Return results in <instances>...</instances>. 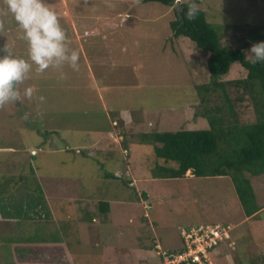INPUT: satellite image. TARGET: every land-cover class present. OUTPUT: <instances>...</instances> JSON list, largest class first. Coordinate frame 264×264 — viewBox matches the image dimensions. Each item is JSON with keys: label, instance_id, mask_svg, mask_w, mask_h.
<instances>
[{"label": "rangeland", "instance_id": "obj_1", "mask_svg": "<svg viewBox=\"0 0 264 264\" xmlns=\"http://www.w3.org/2000/svg\"><path fill=\"white\" fill-rule=\"evenodd\" d=\"M45 2L57 12L69 41L76 37L78 47L81 45V49L86 50L87 63L99 59L102 44L113 45L107 51L115 60L112 58V63L106 60L113 69L102 82H115V86L97 93L93 80L84 77L74 86L75 77L70 74L73 71L64 68L66 79L61 80L55 70L53 74L49 69L40 76L33 73L32 79L24 85L35 89L33 101L25 99L0 110V146L23 149L24 142L33 144L34 147L23 154L42 146V153L32 157L33 165L39 167L42 174L51 176L45 184L47 192L51 189L49 214L43 195L31 192L22 197V193L5 200L17 206L20 219L34 214L35 221L29 229L36 227L35 234L44 240L43 246L39 244L42 253L36 258V264L65 262L66 242L74 259L67 264H165L162 251L182 246L183 228L229 224L239 234L235 223L243 215V208L230 176H197L192 173L193 169L176 178L143 174L150 169L159 173L157 163H164V159L156 157L153 144L141 142L140 134L209 127L208 120L198 112L204 105L200 87L210 81L208 55L197 49L190 38L173 35L170 22L176 19L177 7L141 0L136 4L133 0ZM196 3L206 11L210 22L221 26L224 44L237 47L248 42V53L254 44L251 30L264 27V0H197ZM5 19L6 31L0 34V48L7 42L14 55L27 58V45L20 39L18 26L11 15ZM78 47L71 48L79 51L81 65L83 55ZM246 75L247 70L240 62H235L221 81ZM91 87H95V92ZM229 92L237 100V91L231 88ZM41 95L46 98L42 104L38 100ZM210 97L213 104L216 95ZM118 105L131 110L127 118L113 115ZM236 107L242 122L256 121L248 97ZM25 112H30L32 119L25 121L22 118ZM37 113H43V118ZM115 118L118 119L114 127ZM54 128L58 132L54 133ZM106 132L108 137L104 136ZM98 135L103 136L95 137ZM58 138H64L65 142ZM96 138L101 143L95 141L96 145L91 147L89 143ZM45 141H57L61 149L47 152ZM79 143L88 147L76 152L65 146ZM125 148L128 156L123 155ZM102 151H110V158L102 159ZM20 165L26 166L22 158ZM169 165L176 166L177 162L171 161ZM116 169H120L118 177H105V172L114 174ZM124 171L127 173L122 174ZM191 173L193 175L188 176ZM29 175L25 179L26 189L31 183L37 184L36 177ZM58 187L65 190L60 191ZM75 189L84 202H89L70 205L64 198L75 200ZM101 200L112 201L109 212L101 211ZM4 217L7 216L4 214ZM42 221H45V229L40 226ZM15 223L9 222L0 230L9 233L15 230ZM246 228V223L240 227ZM24 229L28 235L29 230ZM121 231L123 235L119 234ZM233 231L229 233L232 240L223 238L218 253L212 254L214 264H244L246 256L241 252L250 234L239 238L237 246ZM64 235L66 239L59 238ZM47 240L52 241L47 244ZM9 247L0 246V264H13Z\"/></svg>", "mask_w": 264, "mask_h": 264}, {"label": "trees", "instance_id": "obj_2", "mask_svg": "<svg viewBox=\"0 0 264 264\" xmlns=\"http://www.w3.org/2000/svg\"><path fill=\"white\" fill-rule=\"evenodd\" d=\"M141 1L174 5V0ZM196 1H183L182 6H177L176 19L170 25L175 37L190 38L197 49L208 55L210 81L200 87L204 93L201 98L204 105L198 112L207 118L209 128L142 133L141 142L153 144L156 157L164 159L163 164H157L159 173L154 171L155 177H182L189 169H193L197 176H230L244 212L250 216L260 209L250 177L264 175V63L252 64L245 59L248 42L237 47L224 44L221 26L210 22L204 9L200 8L195 21H187V5ZM260 28L251 30L254 43L264 41V27ZM235 62H240L247 70V75L221 81V77L229 73ZM231 88L237 91L238 101L231 97ZM211 94L216 95L213 104L210 101ZM246 97L255 110V122L244 123L240 120L236 104L239 105ZM51 147L58 148L55 143H51ZM171 161H176L177 165H169ZM104 175L107 178L117 177L111 172H105ZM5 192L8 191L0 190V195ZM143 195L147 196V192L144 191ZM100 209L109 212V202L101 201ZM154 245L156 247V243ZM183 249L182 245L178 249L167 250L171 253ZM243 263L248 262L244 260Z\"/></svg>", "mask_w": 264, "mask_h": 264}, {"label": "crops", "instance_id": "obj_3", "mask_svg": "<svg viewBox=\"0 0 264 264\" xmlns=\"http://www.w3.org/2000/svg\"><path fill=\"white\" fill-rule=\"evenodd\" d=\"M78 45L79 44H78L77 38L76 37L72 38V41L70 42V47L73 46V47L77 48ZM95 46L97 47V45H95ZM112 47H113V45H110L109 43L102 44L101 52L98 55L99 59L94 61V63H87L89 61L87 60L88 54H87L86 50L84 51L83 48L81 49V45H80V48L78 47V49L82 52L83 62H84V63H81L79 71H73L72 69L65 67L68 69V71H73L70 74H72L75 78L74 79L72 77H70V78L74 80V86L76 84H78V82H80L81 79H83L84 77H87L88 79H90L89 81L93 80L92 83L96 87L97 93L102 94L105 91V89H110V88L113 89V87L115 86V82H112L111 84H109L108 82L107 83L102 82L103 81L102 78L104 79L105 76L108 73H110L111 70L113 69L112 66H110L109 64H106L107 58L110 60L111 63H112V58H113V60H115L113 55L108 56L109 53H108L107 49L112 48ZM120 47H121V45H120ZM100 56H102V57H100ZM52 71L54 74V70H52ZM55 73H56V75L60 76V73H58L56 71H55ZM99 80H101V82H99ZM95 87H91L90 90L95 92ZM117 107L118 108L116 109V113L113 115H116V117H118L119 115H120V117L123 116L124 119L127 118L126 116L128 115V113H130L129 111H131V110L125 106L121 107V105H118ZM111 115H112V113H111ZM131 117L132 116H130L129 118H131ZM200 117H203V116H200ZM204 118H206V117H204ZM117 119L118 118H115L114 121H112V119H111L114 127H115L114 124L117 123ZM121 121L125 122V120H121ZM127 121H129V120H127ZM195 129H206V128H195ZM53 132L54 133L58 132L57 128H54ZM96 132H98V131H96ZM147 132H149V131H145V133H147ZM158 132H162V130L161 131L158 130ZM102 136L103 135H98L95 137H102ZM104 136L108 137L107 132H106V134H104ZM97 139L99 140V138H96V140L94 139V141H91L89 143V145L92 147L93 145L95 146L96 143L100 144L101 141L100 140L98 141ZM57 140L60 142H62V140H63V142H65L64 138H58ZM95 141H96V143H95ZM56 142L57 141H55V146H59L56 144ZM24 143H25L26 147L23 149H18V148L13 149L12 147L2 148L0 146V190L6 189L8 191V192H5L4 195L2 193L0 195V227H2L3 225H5L9 222L10 223L13 221L16 222L15 223V230H11L9 233H7V231L3 228H2L3 231L0 230V240H1L0 246L5 245V244L10 246L9 248H10L11 253L13 255L12 256L13 264H36V263H38V260L36 258H38L40 256V254L42 253V251H41L42 249H38L39 244L41 246H43L42 244H44V242H43L44 240L38 238V236L35 234L36 227H33L31 230L29 229V227L31 225H33L32 222L35 221L34 214L32 216H30V214L24 215L27 218L20 219V217L18 215L19 210L17 209V206L16 205H10L5 201V200L10 198L9 196L15 198V197H19L20 196L19 194L23 193V195H22V197H23V196L31 195V192H33V194L36 196L43 195L45 197L44 200L46 201V206L48 205L46 211H48V214L50 212L49 210H50L52 204L50 201L51 199L49 196V192L51 189H49V192H47V187L45 184L48 183L47 180H49L48 178H50L51 176H50V174H49V176L42 174L41 170H38L40 168L33 165V159L34 158H32V157H34V155H36V154L38 155V153H42L41 152L42 146L41 147L39 146L37 148V150L29 151V154L28 153L23 154V152L34 147L33 144L28 143V145H27L26 142H24ZM42 143H44V142L42 141ZM45 143L46 144H45L44 148L48 147L45 149L47 152H48V150H51V153H52L57 149L58 150L61 149L60 148L61 146H59L58 148L55 147L56 149H52L51 142L48 143V141H45ZM80 145H81V143L74 144L73 146L66 144L65 146L69 150H75L76 149V152H77V149H78V151H80L81 148L88 147V146H80ZM90 152H92V151H90ZM102 152H103L102 153L103 154L102 159H105V158L108 159V158H110L109 157L110 154H112L110 151H102ZM21 158L23 159V162L26 163V166L20 165V159ZM140 164H141V166L143 165L142 163H140ZM157 164H163V163L159 162ZM33 169H35L34 172L36 174L32 172ZM119 172H120V169H116L114 174L117 175V177H118ZM144 172H143V174H145L146 176L152 174V176L155 177L154 171L151 172V169L149 171H146L145 173ZM126 173H127L126 171H124V173L122 172V174H126ZM139 173H141V172H139ZM192 173H193V171H192ZM192 173L189 174L188 176H191L194 174V173L193 174ZM27 175H29V176L34 175L37 179V184L31 183L32 181L29 180L30 183L32 184V186L29 189H26L28 187V185H25L26 180L28 179ZM155 178H158V177H155ZM250 178H251V182H252L255 194H256L257 202L260 205V209L255 214L250 215V216L246 215L244 212V209H243V215L238 219V223H235V226H238V233L239 234H236L235 230H234L233 231V234H234L233 240L236 241L237 246H238L237 240H239V238L246 237L248 234H250V238L247 239L248 241L245 242L243 245V251L242 252L240 251V252L246 256L245 260L249 264L250 263L264 264V175L252 176ZM24 185L26 187H24ZM65 187H66V185H65ZM58 189L60 191L65 190V189H62L61 187H58ZM66 189H67V187H66ZM76 189H75L76 196H73V198L76 201L71 200L70 198H68V199L64 198V199L68 200L69 204L70 205L73 204L74 206L80 205L79 203L86 204V202H89V201L84 202L83 201L84 198L82 196H80L79 192H76ZM257 189H260V191H261L260 194H258L256 192ZM25 192H27V193H25ZM145 197H146V199H148L149 195L147 194V196H145ZM88 200H90V199H88ZM99 201H100V199H99ZM101 201H108L109 204L112 205L111 200H101ZM24 203H26V202H24ZM41 204H42V202H41ZM43 205H45V203ZM53 212H54V210H52L51 213H53ZM4 214L7 217H4ZM10 214H12L13 217L9 218ZM39 217L41 218V216H39ZM44 222L45 221H42L40 226L45 229ZM245 223L247 224V228L245 230L240 229V227L243 226ZM21 227H24V228L29 230L28 235H25L27 231H25L24 228L19 230V228H21ZM43 228H41V229L43 230ZM119 234L123 235V232L121 231ZM59 238H61V239L65 238L66 239L65 235L63 237H59ZM51 241L52 240H47V244H50ZM59 243H60V241H59ZM66 244L67 245H65V247L63 249L64 250L63 256L66 257V261L62 262L61 264H67V263H70L74 260L73 255L70 252V248L68 247V242H66ZM45 246H47V245L45 244ZM248 263H246V264H248ZM40 264H46V262L40 263Z\"/></svg>", "mask_w": 264, "mask_h": 264}, {"label": "clouds", "instance_id": "obj_4", "mask_svg": "<svg viewBox=\"0 0 264 264\" xmlns=\"http://www.w3.org/2000/svg\"><path fill=\"white\" fill-rule=\"evenodd\" d=\"M133 3H139V0H133ZM2 4L0 34L6 31L5 18L11 15L20 30V39L27 45V58L14 55L7 42L0 48V53H4L0 55V110L9 104L22 103L25 99L31 102L36 98L33 87H24L33 73L40 76L52 69L60 73L59 78L63 80L66 79L65 67L73 71L80 68L79 51L70 47L57 12L45 0H2ZM182 5V0H174V8ZM199 11L197 3L189 2L187 21H195ZM245 59L252 64L264 63V41L252 44ZM38 100L42 104L46 98L41 95ZM37 116L42 119L43 113H37ZM22 118L28 121L32 119V114L25 112Z\"/></svg>", "mask_w": 264, "mask_h": 264}, {"label": "built area", "instance_id": "obj_5", "mask_svg": "<svg viewBox=\"0 0 264 264\" xmlns=\"http://www.w3.org/2000/svg\"><path fill=\"white\" fill-rule=\"evenodd\" d=\"M123 153L128 156V149H124ZM231 232L232 227L229 224L219 223L183 228L180 236L184 249L171 253L168 250L162 251L164 262L165 264H214L212 254L218 253L223 238L232 240V235H229Z\"/></svg>", "mask_w": 264, "mask_h": 264}]
</instances>
